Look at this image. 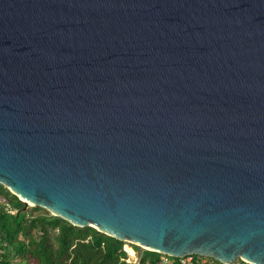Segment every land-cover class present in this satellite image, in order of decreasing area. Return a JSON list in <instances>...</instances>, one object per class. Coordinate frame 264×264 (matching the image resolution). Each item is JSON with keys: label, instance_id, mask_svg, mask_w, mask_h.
<instances>
[{"label": "water", "instance_id": "obj_1", "mask_svg": "<svg viewBox=\"0 0 264 264\" xmlns=\"http://www.w3.org/2000/svg\"><path fill=\"white\" fill-rule=\"evenodd\" d=\"M0 184L145 250L264 264V0H0Z\"/></svg>", "mask_w": 264, "mask_h": 264}, {"label": "trees", "instance_id": "obj_2", "mask_svg": "<svg viewBox=\"0 0 264 264\" xmlns=\"http://www.w3.org/2000/svg\"><path fill=\"white\" fill-rule=\"evenodd\" d=\"M0 196L8 201L0 204V264H132L124 260L123 241L72 225L41 207H25L1 184ZM159 256L142 249L138 264H156ZM197 257L204 264H223Z\"/></svg>", "mask_w": 264, "mask_h": 264}, {"label": "built area", "instance_id": "obj_3", "mask_svg": "<svg viewBox=\"0 0 264 264\" xmlns=\"http://www.w3.org/2000/svg\"><path fill=\"white\" fill-rule=\"evenodd\" d=\"M0 204L8 205V201L5 197L0 196ZM123 251L125 252L126 257L124 260L127 263L138 264L139 254L136 249L133 247V244L124 242L122 246ZM199 255H185V256H172L160 253V256L156 264H204L206 261L204 259H199ZM233 264H251L243 260H236Z\"/></svg>", "mask_w": 264, "mask_h": 264}, {"label": "rangeland", "instance_id": "obj_4", "mask_svg": "<svg viewBox=\"0 0 264 264\" xmlns=\"http://www.w3.org/2000/svg\"><path fill=\"white\" fill-rule=\"evenodd\" d=\"M26 207H32V205H27ZM134 248H135V246H133ZM136 249V251L138 252V254L139 253H141V250L143 249V248H141V247H139L138 249L137 248H135Z\"/></svg>", "mask_w": 264, "mask_h": 264}]
</instances>
